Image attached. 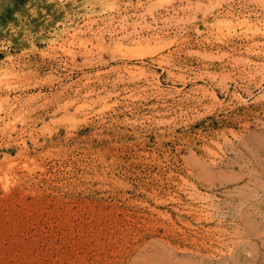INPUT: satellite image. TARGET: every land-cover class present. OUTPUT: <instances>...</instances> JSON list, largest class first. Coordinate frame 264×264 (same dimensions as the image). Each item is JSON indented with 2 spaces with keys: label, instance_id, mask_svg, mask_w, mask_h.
Returning a JSON list of instances; mask_svg holds the SVG:
<instances>
[{
  "label": "rangeland",
  "instance_id": "1",
  "mask_svg": "<svg viewBox=\"0 0 264 264\" xmlns=\"http://www.w3.org/2000/svg\"><path fill=\"white\" fill-rule=\"evenodd\" d=\"M0 264H264V0H0Z\"/></svg>",
  "mask_w": 264,
  "mask_h": 264
}]
</instances>
